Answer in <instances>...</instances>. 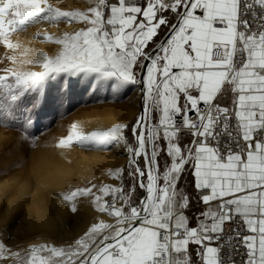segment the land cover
<instances>
[{
	"label": "snow or ice",
	"instance_id": "6c2138e0",
	"mask_svg": "<svg viewBox=\"0 0 264 264\" xmlns=\"http://www.w3.org/2000/svg\"><path fill=\"white\" fill-rule=\"evenodd\" d=\"M38 24L72 27L36 32L57 47L34 59L11 36ZM0 46L13 53L0 70V127L25 142L33 118L23 103L38 109L49 81L64 80L54 104L67 102L73 79L113 96L134 86L141 101L131 125L84 132L73 123L55 144L127 159L106 171L117 183L88 179L60 194L74 214L78 200L90 202V226L24 256L9 235L0 261L264 264V0H87L86 10L0 0Z\"/></svg>",
	"mask_w": 264,
	"mask_h": 264
},
{
	"label": "bare ground",
	"instance_id": "6f19581e",
	"mask_svg": "<svg viewBox=\"0 0 264 264\" xmlns=\"http://www.w3.org/2000/svg\"><path fill=\"white\" fill-rule=\"evenodd\" d=\"M56 3L60 6H63L65 10H72L76 8L86 10L87 7V0H60ZM71 27V25L67 24H61L58 26L38 24L32 26L27 31L18 32L12 35L11 40L13 43L19 44L22 49H29V56L35 59L38 58L40 53H43L44 55H52L54 49L57 47L37 39L35 36L36 32L48 31L50 33H57L61 30H70ZM16 54L18 56L22 55V53L19 51ZM10 55H13V53L0 46V62L2 56L7 57ZM8 67H13V65L9 63ZM33 70L38 69L34 68ZM89 111L92 112V110ZM94 111L95 110L93 109V112ZM90 115H93V113ZM91 117L81 119L73 123H76L84 132L93 130H106L116 123H126L129 115L119 114L115 116L104 115L103 117ZM73 123H71V125ZM71 125H69V128L67 127L68 132L70 131ZM58 136L59 137L55 139V143L53 145L50 144L51 146L48 145V147H45L44 150H46V152H38L33 170L35 176L34 180L30 181L26 180L25 177L23 178V176L19 177L14 175L21 191L22 201L25 204L33 203L32 194L35 193L36 202L43 200L45 202V208L51 212L52 216H54V222L50 227L37 229L31 227L29 223L25 222L26 213L25 211L21 210L23 214L21 232L24 237H32L29 242L20 244L22 247L20 251L23 253V256L26 254L27 249L33 245H39L42 243L52 244V240L49 238V236H52L56 234L58 230L63 229L58 227L57 220L61 217V215L66 213L69 215L71 212L68 210V207L64 205L62 200L59 199L61 193L70 191L72 188L77 186H84L88 179H92L96 183H117L115 181H111L110 178L106 176V171L108 169L121 168L127 162L126 158H119L120 150L117 149H113L112 151H92L81 149L79 146H72L66 149L56 148L55 144L59 141V139L65 137L61 135ZM113 153H115V155ZM77 206L79 208V213H73V215L75 216V231L78 233L82 232L87 226H90L93 217L96 214L90 207V202L86 198H81V200H78ZM4 224L5 221L3 220V216L0 215V229L3 228ZM63 230L66 232V229ZM67 237H70V235H67ZM72 237L73 236H71V238ZM0 242H3L1 236ZM7 246L12 250L10 245L7 244ZM11 261V259L8 261H0V264H10Z\"/></svg>",
	"mask_w": 264,
	"mask_h": 264
},
{
	"label": "rangeland",
	"instance_id": "374dc122",
	"mask_svg": "<svg viewBox=\"0 0 264 264\" xmlns=\"http://www.w3.org/2000/svg\"><path fill=\"white\" fill-rule=\"evenodd\" d=\"M59 1L60 0H56V2ZM0 65L1 70L5 66H9V63L3 56ZM0 74H2V71H0ZM63 85V79L49 81L45 85L46 92L44 95V102L36 110L28 111L31 109V98L28 97L25 99L22 106V113L24 115H30L33 118V126L24 133V135L29 137L27 142L21 139V132L17 131L15 128L0 127V172H6L7 175L23 176L26 180L32 181L35 177L33 170L38 152H46V150H44L45 147H48L50 144L53 145L55 139L59 137L58 135L65 136L68 132L67 127L69 128L71 123L90 118L91 116V118H93V116L103 117L104 115L115 116L127 114L129 117L126 123L131 125L139 115L141 103L139 99L140 93L134 86L126 88L118 96H113L110 89L92 93L87 90V86H81L78 80L73 79L67 102L62 105L52 103L54 94L58 89H61ZM93 109L95 110V114ZM89 110H92V112ZM92 113L93 115H90ZM20 114L21 113H18V115ZM61 124L62 126L64 124V128ZM128 135L131 137L130 132ZM33 140L35 141V146H33ZM7 149L12 150L6 151ZM113 154L115 155V153ZM126 165L127 162L123 167ZM5 176L6 175L0 176V180L5 178ZM22 216L23 214L21 211L15 213L13 227L10 233H4L1 236L2 240L6 241L7 237L11 235L12 239L7 244L12 247L13 251L20 252L21 256H23V253L20 251L22 249L20 244L29 242L32 238L31 236L24 237L21 232L23 224ZM57 225L61 229H66V232L62 229L58 230L56 234L49 236L52 243L58 240L67 241L71 239V236L82 234V232L77 233L75 231V216L72 212L69 213V215L68 213L61 215L57 220ZM67 235H70V237H67ZM57 246L62 245L57 244ZM10 264H14V261L12 260Z\"/></svg>",
	"mask_w": 264,
	"mask_h": 264
},
{
	"label": "clouds",
	"instance_id": "9594fccd",
	"mask_svg": "<svg viewBox=\"0 0 264 264\" xmlns=\"http://www.w3.org/2000/svg\"><path fill=\"white\" fill-rule=\"evenodd\" d=\"M33 203L25 204L21 199V191L17 179L13 175H6L0 180V207L4 209L3 220L14 214L15 211H25V222L33 228L50 227L54 216L45 208L43 200L36 202L35 193L32 194Z\"/></svg>",
	"mask_w": 264,
	"mask_h": 264
},
{
	"label": "crops",
	"instance_id": "0c3cea01",
	"mask_svg": "<svg viewBox=\"0 0 264 264\" xmlns=\"http://www.w3.org/2000/svg\"><path fill=\"white\" fill-rule=\"evenodd\" d=\"M193 207H194V210H196V209H195V205H194Z\"/></svg>",
	"mask_w": 264,
	"mask_h": 264
}]
</instances>
